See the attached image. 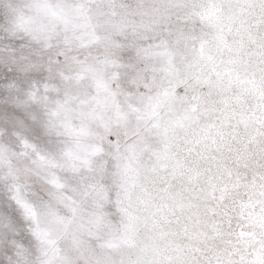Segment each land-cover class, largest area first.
Instances as JSON below:
<instances>
[{
	"label": "clouds",
	"instance_id": "9594fccd",
	"mask_svg": "<svg viewBox=\"0 0 264 264\" xmlns=\"http://www.w3.org/2000/svg\"><path fill=\"white\" fill-rule=\"evenodd\" d=\"M0 264H264V0H0Z\"/></svg>",
	"mask_w": 264,
	"mask_h": 264
}]
</instances>
